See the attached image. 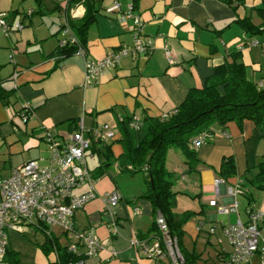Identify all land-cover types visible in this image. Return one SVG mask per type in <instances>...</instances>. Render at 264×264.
<instances>
[{
	"label": "crops",
	"instance_id": "1",
	"mask_svg": "<svg viewBox=\"0 0 264 264\" xmlns=\"http://www.w3.org/2000/svg\"><path fill=\"white\" fill-rule=\"evenodd\" d=\"M263 1L138 0L133 12L140 15L145 22V33L153 38L152 52L127 55L116 67L106 68L95 83L85 85L87 57L99 60L121 45L131 44L132 20L120 22L116 12L107 9L118 3L124 11L132 0H101L99 12L87 27L86 54L76 52L60 60L51 56L62 37L64 10L60 6L67 0H0V13L5 14L12 26L8 35L0 29V90L7 93L0 99V177H8L28 159L45 164L49 157L45 134L50 132L56 140L63 141L76 130L79 120L86 132L101 123L111 125L115 138L106 142H111L112 154L117 157L123 151L119 142L122 119L172 114L189 89L202 87L214 68L232 51L239 52L247 77L264 87V33L251 35L234 21L247 16L255 25L260 24L256 8ZM84 12L85 7L79 4L66 14L79 21ZM19 20L23 28L17 30L13 25ZM251 41L257 44L249 45ZM165 49L170 51V62ZM15 72L17 76L13 78ZM24 103L32 107L25 122L18 115ZM195 150L199 161L192 169L188 168L180 149L171 147L167 152L166 168L176 193L174 212L191 213L183 225L190 242L182 240V245L198 256L196 263L221 264L230 246L223 238L219 244L212 242L210 228L222 237L224 225L237 219L246 222L248 200L262 212L259 224L264 228V189L249 182L259 171L258 163L264 161V126L249 119L241 127L234 121L215 124L212 135ZM230 155L236 174L216 186L214 181L220 177L221 161ZM123 182H117V186L102 195L97 192L92 202L73 214L76 231L92 227L96 234L97 227L106 223L108 227L111 220L116 223V231L106 242L96 234L103 248L95 256H85L84 250L79 249L85 264H104L113 257L119 260L114 264L155 262L130 244L140 234L151 235L148 231L154 221V209L149 200L140 197L148 186L146 174L126 173ZM240 182L244 193L234 197L237 213H222L218 206H228L233 201L227 188ZM114 189L121 193V201L105 212L102 196ZM97 197L99 201H95ZM212 199L217 200L214 206L209 204ZM134 207L141 213H135ZM93 223H98L96 229ZM201 234H207V240L200 252L196 245ZM7 236L6 249L15 252L22 264H49L55 260L54 252L46 253L41 246L45 239L34 238L35 233L32 237L8 231ZM207 245L216 249V255L202 259ZM3 258L4 254L0 255V261Z\"/></svg>",
	"mask_w": 264,
	"mask_h": 264
},
{
	"label": "built area",
	"instance_id": "2",
	"mask_svg": "<svg viewBox=\"0 0 264 264\" xmlns=\"http://www.w3.org/2000/svg\"><path fill=\"white\" fill-rule=\"evenodd\" d=\"M62 11V37L58 44L63 46L67 41L75 42L67 24L65 6ZM134 6L130 3L126 10H122L118 3L108 8V12H116L118 21L132 20L130 28L132 42L130 45H121L115 51L105 55L99 60L86 58L84 67V84L95 83L106 68L116 67L121 59L127 55H147L154 48L153 38L145 33V22L140 15L133 12ZM74 15V13H72ZM13 28H23L22 21H16ZM0 29L8 35L12 26L6 21L5 14L0 13ZM251 41L249 45H256ZM77 53L86 54L84 47H78ZM168 61H171L170 51L165 49ZM17 73L13 76L16 78ZM32 113V107L28 103L21 106L18 115L22 121H27ZM137 129L140 125L138 118H133L129 124ZM210 134H200L193 140V145L198 147ZM115 138V130L108 123H101L92 127L87 132L82 121L76 122V130L65 137L63 141L56 140L50 132L44 139L49 151V157L45 164H39L36 159H28L20 167L14 168L8 177H0V255L6 251L8 244V231L27 233L26 226L34 225L36 228H46L58 225L62 232L68 236V250L81 254L79 247H85V256H95L102 248L93 228L76 231L73 226V214L87 202L98 196L95 190L96 179L93 178L86 164V151L90 148L92 140L109 141ZM224 179L218 177L214 183L217 186ZM85 187L84 190L78 191ZM240 183L229 186L227 194L233 198L228 206L219 205L222 213H237V202L234 197L241 194ZM121 193L114 189L102 196L106 208L120 203ZM214 206L216 199L209 201ZM247 221L237 219L232 224H226L221 228L223 236L228 238L230 246L221 264H253V257L257 255L258 264H264V228L259 222L262 212L255 206H248ZM135 213H141L138 207H134ZM157 233L150 239L136 238L132 245L150 260L160 261L167 258L165 264H187L178 246L176 236L169 232L166 219L161 211L157 210L154 216ZM115 221L111 220L109 227L115 229ZM200 224L198 229H200ZM116 230H113L115 232ZM213 233L214 228H210ZM112 254H115L112 251ZM82 255V254H81ZM0 264H7L0 261ZM68 264H85L82 258Z\"/></svg>",
	"mask_w": 264,
	"mask_h": 264
},
{
	"label": "trees",
	"instance_id": "3",
	"mask_svg": "<svg viewBox=\"0 0 264 264\" xmlns=\"http://www.w3.org/2000/svg\"><path fill=\"white\" fill-rule=\"evenodd\" d=\"M137 1L132 0L134 7ZM100 2L101 0H67L66 4L60 6V9L65 6L68 14L71 8L82 4L85 12L79 21L71 19L69 14H66L68 27L76 41H67L63 46L58 44L51 57L60 60L76 53L78 47H84L86 50L87 27L99 12ZM256 13L261 19L258 25H255L247 16L236 18L234 21L251 35L263 34L264 3L256 8ZM239 58V52L232 51L222 64L214 68L212 75L207 78L202 87L189 89L184 100L172 114L138 118L140 125L137 129L129 125L133 117L122 119L119 122L121 133L119 142L123 151L117 157L112 154L111 142L93 140L89 148L91 154H97L99 157V164L92 170L88 168L94 179L110 175L113 163L118 173L133 175L143 171L146 174L148 186L140 197L149 200L154 214L157 210L162 212L169 232L176 236L187 264H197L198 257L186 251L182 245L183 225L190 218L191 213L174 212L176 193L172 188L171 173L166 168V155L171 147L180 149L188 168L192 169L199 161L195 150L197 147L193 145V140L202 133L212 135L213 125H224L234 121L241 127L242 122L249 119L257 125L264 126V87H260L257 82L247 77L246 66ZM6 96L7 93L0 90V99ZM258 167V173L249 179V182L259 189H264V161H260ZM218 173L224 180L236 174L232 155L222 159ZM241 182L240 189L243 194ZM248 206L254 207L252 201L248 200ZM40 230L45 232L43 228ZM148 232L151 235L140 234L138 238L150 239L157 233L154 221ZM58 241L52 232L46 233L41 246L44 252L53 251L55 254V260L49 264H68L82 258L81 254L68 250V243L61 245ZM3 260L7 264H22L17 254L10 249H6Z\"/></svg>",
	"mask_w": 264,
	"mask_h": 264
},
{
	"label": "rangeland",
	"instance_id": "4",
	"mask_svg": "<svg viewBox=\"0 0 264 264\" xmlns=\"http://www.w3.org/2000/svg\"><path fill=\"white\" fill-rule=\"evenodd\" d=\"M258 37H260V36H258ZM263 44H264V42H263ZM10 54H9V56H10ZM15 74H16V72L13 73L12 76H14ZM19 118H21V117H19ZM229 122H232V121H229ZM87 154L88 155L86 156V164H87V167L90 170H92V169H94L99 164V157H98L97 154H91L89 149L87 150ZM125 175H126V173H121L120 176L118 177V171L115 168V163H113L112 164V167H111V170H110V175H105V176H102L99 179H96V182H95V190L97 192H99L100 195H102V193L104 191L111 190L114 187V185L117 186L119 182H123V177H125ZM123 183H125V181ZM237 195L239 196L241 194H237ZM99 200H100L99 197H97L95 199V201H99ZM90 202H92V201H90ZM80 209H82V207L81 208H78L76 211H78ZM92 225L95 228V227L98 226V223H93ZM107 225L108 224L106 223L105 225H101V226L97 227V231H96V234L98 236L101 235V240L103 242H106V240H107L106 238H109L110 235H113V230L114 229L113 228H110L109 226L107 227ZM25 230L27 232L26 234H28L29 236H32V237L34 236V233H35L36 236H34V238H37L38 240L41 238L40 240L43 241L46 238V233L43 232V231H41L39 228H36L34 225L26 226L25 227ZM46 231H48V232H54L55 236H58V239H59L58 242L61 245H66L68 243V241H69L68 236L62 232V228L59 227L58 225H51L50 227L46 228ZM209 234H210L209 237H211L210 238L211 241L214 242V243L219 244V242H220V240L222 238L225 239L226 241H228V238L227 237H225V236L220 237L218 235V233H209ZM132 240L133 239L130 240V244L131 245H132ZM182 240L185 243L190 242V239L188 237H186L184 234L182 236ZM206 240H207V234H201L200 237L197 240V245H196L198 251H200V252L202 251L203 245L206 242ZM219 247L221 248V246H219ZM79 249H83L84 250L85 247L81 246V247H79ZM205 250L206 251H203V253H202V259H208L211 256L212 257H215V255H216L215 254L216 249L214 247H212V246L210 247V245H207V247H206ZM112 251L113 250H111V252ZM140 254H142V253H140ZM115 255H116V253H115ZM116 261H119V260H117L115 257H113L110 261H108V262H106L104 264H114V263H117ZM152 262H151V264H165V262H167V258H164L162 260V262H160V261H155L153 263ZM258 262H259L258 261V257H257V255H255L253 257V264H258ZM210 264H212V263H210Z\"/></svg>",
	"mask_w": 264,
	"mask_h": 264
}]
</instances>
